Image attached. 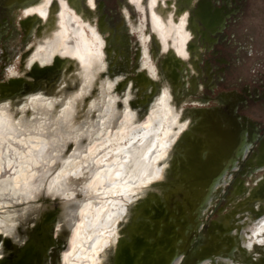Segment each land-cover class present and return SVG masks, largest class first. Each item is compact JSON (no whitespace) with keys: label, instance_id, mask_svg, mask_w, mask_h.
Listing matches in <instances>:
<instances>
[{"label":"flooded vegetation","instance_id":"flooded-vegetation-1","mask_svg":"<svg viewBox=\"0 0 264 264\" xmlns=\"http://www.w3.org/2000/svg\"><path fill=\"white\" fill-rule=\"evenodd\" d=\"M62 4L68 7L69 22L75 14L87 32L93 29L100 35L103 52L125 62L136 59L138 71L130 77L133 105L144 101L148 86L163 83L179 125L187 123L167 159L165 178L152 187H168V198L174 197L175 202L181 193V203H195L203 207L202 212L209 190L193 191L195 198L184 187H226L225 197L245 191L244 209L262 211L264 205L251 202L264 197V0H0V46L5 42L30 48L39 45L37 52L55 47ZM43 6L46 17L40 12ZM44 51L40 52L43 57ZM74 61L56 52L46 65L38 59L30 67L22 63L20 73L11 72L7 80H0V88L26 79L30 71L47 75L44 69L62 70ZM145 118H137V124ZM218 206L207 210L203 231L222 226L214 220ZM132 216L129 211L119 232L130 227ZM263 217L264 211L254 220ZM34 224L32 231L40 227ZM203 231L198 232L199 251L209 244ZM66 236L58 239L60 252ZM4 238L13 241L11 235ZM213 239L218 248L225 240ZM28 241L23 236L21 245L11 243L12 249L17 246L20 251ZM259 253L264 257V249Z\"/></svg>","mask_w":264,"mask_h":264},{"label":"rangeland","instance_id":"rangeland-1","mask_svg":"<svg viewBox=\"0 0 264 264\" xmlns=\"http://www.w3.org/2000/svg\"><path fill=\"white\" fill-rule=\"evenodd\" d=\"M32 46L31 48L21 44L16 46L11 42H5L0 46V80H7L11 72L20 73L19 70L21 71L20 66L22 63L30 67L31 62L39 54L37 52L39 45ZM62 51L65 52L64 49ZM147 51L148 49H146ZM101 52V57L94 61L93 65L91 59L82 63V60L76 57L74 58L75 64H67L62 70L57 68L54 71H47L49 74H42L39 78L33 77L32 71L28 72L26 82L22 89L19 90L27 92L33 88L43 87L45 89L44 95L40 96L37 102L29 104V101V105H27L24 98H17L13 102L5 101L0 103V111L5 108L3 110L4 115H2L3 123L6 124L4 131L8 133L7 136L11 135L13 137H11L12 142L17 146L36 144L40 146L39 151L42 153V162L39 165L40 174L35 190L37 196H25L23 199H14L9 195V192H4L0 196V252H3V254L5 246L1 233L3 229L6 230L7 234H11V238L16 245H20V229L22 234L25 233L23 235L25 238L27 234L30 235L32 231L30 229L31 223H41L44 216L55 211V205L50 203L48 199L57 191L64 193L67 187L74 186L71 180H65L74 168V161L70 160V158L77 155L78 150H80L79 153H83V156H88L104 148V142L99 144L84 143L85 137L90 134V131L93 133L100 126V128L116 131L121 125L127 104L136 113V119L144 115L147 118L152 114L157 115L164 108L162 100L165 93L163 83L158 84L156 87L148 86L146 90L148 95L146 94L144 101L141 104L133 105L134 98L131 91L133 81L130 76H133L136 71V59L132 58L130 62H125L115 54H107L105 51L103 52V49ZM82 67L83 69H90L91 74L84 77ZM4 69L6 71L2 73L1 71ZM62 71L63 74L60 79L56 78L60 76ZM56 72L61 73L58 74ZM44 98H47L48 102L46 100L43 102ZM174 103L176 104L177 101L174 100ZM170 106L173 107V105L168 104L167 108L171 109ZM0 124L2 125L1 119ZM68 131H70V134L67 133L68 137L65 138L63 132ZM120 134H123V132L112 134L108 137V140H114ZM134 149L131 145L123 148L120 146L106 147L103 150V158L97 172L99 180L96 185L97 189L105 187L107 188L106 191H114L122 184L128 186L137 185L138 178L126 175V168ZM153 155L154 152L149 153V157ZM107 165L109 166L107 167ZM8 171L4 170L2 172L0 176L1 182L5 180L4 178L9 173ZM15 175L13 181L22 179L23 182L29 176L24 166L18 167ZM226 191V187H212L208 191L205 197L206 201L203 202L205 203L203 212L200 208L193 223L187 226L188 233L184 240V248H187L186 251L189 254L188 256L183 255L182 260L192 258L197 253L198 244L202 239L198 232L203 231L202 226L209 215L207 210L210 208L212 210L219 204L218 216L214 220L219 221L226 229L222 234L225 240L220 252L213 258H207L210 261L209 264H256L259 254L253 253L254 250L249 249L247 233L250 228L261 231L264 227V217L256 221L254 219L257 214L244 209L247 192L232 191L230 195L225 197ZM161 196H163L162 193ZM220 200L223 201L219 203ZM251 203L255 206H263L264 197L262 199L259 197ZM81 204L83 205L80 213L81 218L75 220L76 240L78 239V242H82L85 248L90 249L98 240L99 234L90 237L88 235L89 229L97 227L98 230H101L106 227V222L100 220L104 207L101 205L94 206L92 201L89 203L84 201ZM89 215L90 218L87 217ZM253 222H255V226L251 227Z\"/></svg>","mask_w":264,"mask_h":264},{"label":"bare ground","instance_id":"bare-ground-1","mask_svg":"<svg viewBox=\"0 0 264 264\" xmlns=\"http://www.w3.org/2000/svg\"><path fill=\"white\" fill-rule=\"evenodd\" d=\"M46 5H48V3H46ZM42 8H44V6ZM45 8L40 11L44 17H46ZM70 21L71 22H69L68 7L67 5L62 4V12L60 16V31L58 33L59 43L55 45L56 48L53 47L47 50L45 48H40L38 56L34 59V61L31 62V65L37 59L40 61L42 65L52 63V59L55 56L56 52H60L62 55L68 56L71 59L78 57L77 59L82 60V63L91 59L92 65L94 64V61L98 60L101 57L102 54L101 51L103 49L104 43L102 41V38L99 36V34L93 29H91L90 32H87L84 25L81 23L79 17H77L75 14L71 16ZM63 49L65 50V52L62 51ZM44 50H46L47 52ZM180 50H182L181 46L179 48V51ZM42 51H44L43 53H45L47 56L45 54H44L45 57L40 55V52ZM82 71L84 77L91 74L90 69H85V68L83 69L82 67ZM163 95L164 97L162 100H163L164 108L162 109L161 112H159V114L157 115L152 114L150 115V117L145 118L141 124H137L136 113H134L130 108V105L127 104V106L125 107L126 110L125 113L123 114L121 125L118 127V129L116 128L117 129L116 131H113L111 129L100 128L101 127L100 126L97 131H94L93 133H91L90 131V134L85 137L86 140H84V143L99 144L104 142L105 144L104 148L88 156H83V153H79L80 150H78L77 151L78 154L70 158V160L74 161V168L70 171V173L67 175L65 180L66 181L71 180L74 183L73 185L75 187L74 186L67 187L64 193H60L59 191H57L54 194V196L57 195L63 199V204H62L63 210L67 208L68 213L71 212L73 213V217L69 223V228H68L69 230L66 236V246L64 250L60 252V264H104L107 258L108 249L116 245L120 236L119 235L120 227L128 219L129 211H130L129 206L130 208L133 207V204H135L136 201L146 197L147 193L151 190L152 185L165 178L167 159L170 156L171 152L175 149L177 142L181 137V134L187 128V123L179 125V117L174 116L171 109L167 108L168 93L165 92ZM39 97L40 96L30 97L28 98V100H26L25 103L27 105L31 103L33 104L39 100ZM43 100H44L43 102H45V100L48 102L47 98L46 99L44 98ZM3 110L0 111V119L2 121V125L0 124V176L2 175V172L4 170L7 171L9 170L8 171L9 173L5 175L4 178L5 180H2V182L0 181V196L4 192H9L10 193L9 195H11L14 199L15 198L23 199L25 196H37L36 195L37 192L35 191L36 182L40 174L39 165L42 162L41 161L42 153L39 151L40 146H37L36 144H29V145L23 144V146L15 145L14 142H12L11 140L12 136L11 135L7 136L8 133L4 131V129H6L5 128L6 124L3 123V118H2L3 117L2 115H4ZM116 132H123V134L117 135L114 138V140H108L109 139L108 137ZM67 133L70 134V131L63 132V136L65 138L68 137ZM131 145L135 149L127 165L126 175L127 176L132 175L138 178L137 185L128 186L126 184H122L121 186H119V188H117L114 191H106L107 188L105 187L97 189L96 185L99 181L97 172L99 170V165L103 158L102 156L104 154V153L102 154L103 150L106 147L113 148L114 146H120L121 148H123ZM151 152H154V155L152 157H149V153ZM20 166L26 167L27 174L29 176L27 180L24 182L22 181V179H17L16 181H13V179L16 176L15 171ZM108 166L109 165H107V167ZM84 201L85 203L86 202L89 203L90 201H92L94 206H98V205L103 206L104 210L100 217V220L106 222V227H104L101 230H98L97 227H92V228L90 227L91 229H89L88 231V235L90 237L99 234L98 240L93 244L92 248L90 249L85 248L82 242H78V239L76 240L75 220L81 218L80 213L83 208V205L81 203H84ZM112 213H114V215L111 216ZM90 215L87 217L90 218ZM62 222L63 219L61 218L56 224V230H55L56 235H58L59 233L58 230L61 229ZM254 226H255V222L252 223L251 227ZM1 233L2 236L11 235V234H7L5 229H3ZM247 234H248L247 244L249 245L248 246L249 249L254 250L253 253L260 254L259 253L260 250L264 249V227L263 229H261V231H258L257 229L252 230L250 228ZM204 264H209V262H206Z\"/></svg>","mask_w":264,"mask_h":264},{"label":"water","instance_id":"water-1","mask_svg":"<svg viewBox=\"0 0 264 264\" xmlns=\"http://www.w3.org/2000/svg\"><path fill=\"white\" fill-rule=\"evenodd\" d=\"M44 71H52V69L46 68ZM41 75L33 74V77L39 78ZM56 78L60 79V76ZM25 82L26 79H23L18 82L12 81L9 86L8 84L2 86L0 88V103L14 101L17 98H24L26 101L30 97L44 95L45 89L43 87L33 88L27 92L20 91L19 89H22ZM184 188L186 190L189 189L190 194L195 198L196 195L192 194L193 191L196 193L195 190L200 188L207 191L212 189V187ZM167 191L168 187H152L146 197L136 201L133 207L130 208L129 206V210L134 215V217H130L132 223L127 230L122 233L120 232L119 235L124 238L119 237L116 245L108 249L104 264H181L182 256H188L189 253L181 246V242L185 240L188 233L187 226L195 220L199 206L195 203L194 205L181 203L180 200L183 201L181 193H178L179 202H175L173 200L174 197L172 199L168 198ZM161 193L163 196H161ZM48 201L55 205V211L44 216L40 227L36 231L30 232V235L27 234L29 241L26 243L24 249L18 251L20 248L17 246L12 249L13 245L11 243H14V240H8V238L2 236L5 250L4 254L0 252V264L58 263V255H60L61 249L58 245V239L66 236L65 230L67 232L69 230V218L73 213H68L67 208L63 210V199L60 196L53 195ZM260 209L262 210L260 212L253 209L251 213L260 216L264 211V207H260ZM61 218L63 219L61 229L58 230L59 233L56 235V224ZM225 231L226 229L223 226L204 230L203 236L206 240H209V244L205 245L201 251L198 249L195 256L188 258L184 264L192 262V264L210 263L207 258L216 256L223 245L222 241L219 248L214 247L212 243L214 241L213 238L223 239L222 234ZM19 234L20 239H22L25 233L22 234L20 230ZM256 264H264V257L260 254L256 260Z\"/></svg>","mask_w":264,"mask_h":264}]
</instances>
